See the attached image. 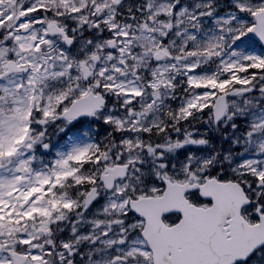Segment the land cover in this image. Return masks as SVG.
Wrapping results in <instances>:
<instances>
[{
  "label": "snow or ice",
  "instance_id": "snow-or-ice-1",
  "mask_svg": "<svg viewBox=\"0 0 264 264\" xmlns=\"http://www.w3.org/2000/svg\"><path fill=\"white\" fill-rule=\"evenodd\" d=\"M0 264H264V0H0Z\"/></svg>",
  "mask_w": 264,
  "mask_h": 264
}]
</instances>
